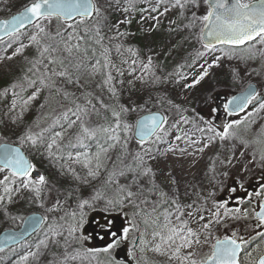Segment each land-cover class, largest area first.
I'll use <instances>...</instances> for the list:
<instances>
[{
  "label": "snow or ice",
  "instance_id": "snow-or-ice-1",
  "mask_svg": "<svg viewBox=\"0 0 264 264\" xmlns=\"http://www.w3.org/2000/svg\"><path fill=\"white\" fill-rule=\"evenodd\" d=\"M201 3L205 6L204 13L197 15L192 11L184 27L190 31L198 29L193 32V38L202 50H195L191 63L185 61L165 77V80L175 77L180 82L191 76V83H185V88L199 84L208 76L211 67L218 66L222 56L247 52L248 55L241 59H254L258 51L256 45L264 47V0H167L163 12L160 8L164 0H156L155 6L139 11L149 13L147 19L156 22L155 28L159 17L171 8H179L183 16L189 6L199 9ZM110 9L121 11L124 18L110 23ZM135 10L134 0H124L123 4L121 0H115V5L112 0L104 3L102 0H27L16 13L0 18V43H6L5 51L13 47V42H19L11 55L3 59L12 60L28 47H35L37 52L28 60L30 66L27 71L11 85L13 99L9 113H17L19 109L18 114L10 117L11 123L22 124L25 112L44 90L49 95L39 107H48V102L56 104L51 115L24 125L15 140L0 137V206L8 220L12 223L19 221L18 230H5L0 237V252L9 249L15 252L11 245L20 244L26 250L22 255L18 254L15 264H29L30 261L39 264L50 245L58 248L62 240L64 252L59 255L53 252L48 264H70L88 256L95 258L98 253L106 254V264H124L113 256V252L132 233H140L139 245L134 241L133 249L129 251L134 260L135 248L139 247L141 253L147 249L165 256L169 264H264V182L259 185V190L246 193L247 201L239 198L238 204L247 203L248 207H229L227 200L214 202L211 207L196 205L195 202L182 204L175 192L166 190L157 182V173L151 162L156 159L154 145L166 142L168 118L148 110L135 123H129V113L140 111L143 106L119 102L116 84L123 85L124 81H116L113 71L121 77L124 71L111 61L113 49L122 57L124 55L123 44H113L112 41L129 35L120 28L131 24L130 14ZM144 19L142 15L141 20ZM175 23L170 21V24ZM105 29L114 33L107 37V43ZM25 37L27 44L22 42ZM126 51L133 59H123L121 63L129 65V74L136 73L139 68L140 75L136 79L162 82L156 75L157 66L152 56H148L145 62L131 47ZM217 52L221 55L211 63L204 59ZM201 59L204 63H199ZM97 76L100 77L99 82H95ZM128 83L132 84V81ZM68 86L75 90L69 91ZM29 88L33 90L25 96ZM8 91L4 89L2 95H7ZM104 93H107L108 102L103 98ZM250 105L253 107L247 113L248 117L264 110V97L251 84L241 89V94L230 97L223 107L231 116L245 112ZM175 107L179 108L178 105ZM101 112V120L94 121L92 116H100ZM42 120L50 123L44 126ZM181 122L186 124L189 121L182 116L173 127H178ZM243 122V118L230 120L223 124L221 131L211 121H206V127L198 131L209 134L208 142L198 151L203 152L217 138L223 141L237 136ZM182 138L189 139L186 135L175 136L176 141ZM134 139L138 149L130 151L129 144ZM190 142L198 143L195 140ZM25 145L43 148V154L50 160L60 162L61 174L66 170L73 180L84 184L100 180L99 187L89 198L79 199L76 209L64 212L58 220L50 219L48 215H11L8 206L14 204L20 194L25 191L32 193V202L44 208L42 193L53 187L49 177L37 171L24 150ZM168 150L176 149L170 147ZM180 151L183 153L185 149ZM260 159L264 161V153ZM74 165H79L85 175L81 176ZM175 183V178L170 176L168 187ZM71 195L72 191H69L67 196ZM99 200L120 211L133 209L127 226L119 232H112L111 241L103 248L68 251L71 243L82 246L88 239L80 233L84 210ZM62 210L63 203L57 197L46 212ZM242 219L253 221L243 234L229 230L232 221ZM141 224L144 225L143 231ZM221 228L225 229L224 233L217 234ZM149 229L150 240L145 238ZM31 233L38 237L42 234L34 248L25 239Z\"/></svg>",
  "mask_w": 264,
  "mask_h": 264
},
{
  "label": "rangeland",
  "instance_id": "rangeland-1",
  "mask_svg": "<svg viewBox=\"0 0 264 264\" xmlns=\"http://www.w3.org/2000/svg\"><path fill=\"white\" fill-rule=\"evenodd\" d=\"M26 2L27 0H0V18H6L16 13ZM104 2L105 0H102V3ZM134 2L136 10L130 14L131 24L121 25L120 28L122 32H127L129 35L112 41L113 44H123L124 55L122 57L113 49L111 61L124 71L122 77L113 71L116 81H124L123 85L118 82L116 84L119 90V102L129 106H143L140 111L129 113L128 122L135 123L139 115L148 110L162 112L168 118L166 127L169 128V133L165 137L166 142L154 145L153 155L156 159L151 162L157 173V182L165 186L166 190L175 192L182 204L195 202L196 205L211 207L214 202L225 201L222 199V194L225 193V196H228L227 201L231 202L229 207H248L247 203L238 204L239 198L243 197L247 201L246 193L259 190V185L264 182V161L260 159L264 153V110H258L248 117L247 113L251 109H247L238 117L227 120L226 122L243 118L244 122L239 126L237 136L223 141L217 138L203 152L198 149L208 142L207 135L209 134L201 133L198 129L205 128V122L211 121L217 130L222 131L223 124L226 122H214L216 94H221L222 98H229L250 83L257 84L260 92H264V47L256 45L258 51L254 59H241L248 55L247 52H237L234 56H222L218 66L211 67L208 70V76L199 84L192 88H185V83H191V76L186 81L180 82H177L175 77H170L167 80L165 77L185 61L191 63L195 50H202L200 44L193 38V32L198 29L190 31L184 25L191 18L192 11H196L197 15H202L205 6L202 3L199 9L189 6L184 10L183 16H181L179 8H171L169 12L159 17V24L153 28L156 22L147 19L149 13H141L139 9L155 6L156 0H134ZM112 3L115 5V0H112ZM121 3L123 4L124 0H121ZM166 4L167 0H164V4L160 8L161 12ZM142 15L145 17L144 20H141ZM151 15H157V13H151ZM123 18L124 14L119 10L110 9L108 12L110 23H115ZM170 21H176V23L170 24ZM53 29H55V25H53ZM104 31L107 43V37L113 36L114 33L108 32L107 29ZM22 42L27 44V38H23ZM18 46L19 42H13V47L5 51L6 43H0V137H6L8 140H15L24 125L42 118L46 108L41 109L39 105L45 103V98L49 95L47 90L41 93L38 100L33 102L25 112L22 124L18 126L11 123L10 117L19 112L17 109V113H9L13 99L11 85L27 71L30 66L28 60L37 55L35 47H28L22 55L16 56L12 60L3 59L5 56L11 55V52ZM129 47L136 51L140 60L146 62L148 56L153 57L154 64L157 66L156 75L161 77L162 82L153 83L151 79L147 81L136 79L140 75L139 68L136 73L129 74V65L121 63L123 59H133L131 54L126 51ZM220 55L221 53L217 52L204 59L211 63L216 56ZM204 59H201L199 63H204ZM99 80L100 77L97 76L95 82H99ZM130 80L132 84L128 83ZM4 89H9L7 95H2ZM32 90L29 88L24 95H30ZM68 90L74 91L75 89L68 86ZM96 91L99 94V90ZM103 98L108 102L107 93H104ZM176 105L179 108L175 107ZM102 116L103 112L100 116L93 115L92 119L94 121L101 120ZM182 116L186 117L189 122L186 124L181 122L178 127H173L178 121H181ZM47 123L50 121L42 122L44 126ZM177 135L182 137L186 135L189 139L182 138L180 141H176L175 136ZM192 140L198 141V143L192 144L190 142ZM170 147L176 150L169 151ZM137 149L138 145L134 139L129 144V150L136 151ZM180 149H185V151L182 153ZM24 150L36 165L37 171L49 177L53 187L50 191L42 193V198L45 201L44 208H41L39 203L32 202V193L25 191L20 194L14 204L8 206V212L11 215L27 216L29 213L38 212L48 215L50 219L58 220L60 216L64 215V212L75 210L79 199L89 198L101 183L100 180L92 181L90 184L75 181L66 170H64V174H61L60 162L50 160L46 154H43V148L34 149L25 145ZM253 156H255V160H253ZM229 161L231 162L229 163ZM74 167L81 176L85 175L79 165H74ZM170 176L175 178L176 183L169 188ZM233 188L237 191L233 192ZM69 191H72L71 197L67 196ZM57 197L63 203V210L54 213L46 212L47 208L53 206ZM132 211L131 208L126 211L110 208L104 200L95 201L91 207H86L84 210L85 215L80 233L88 237L83 242L85 246L73 242L68 251L80 249L83 252L88 248H103L111 241L113 231L103 233L98 230L105 231L113 216L117 217L120 213L117 228L121 231L124 226H127ZM91 216L94 219L91 221L89 229L97 234L98 239L95 246L89 240L90 234L83 232L84 224ZM252 224V220L232 221L229 224V230H237L243 234L245 229ZM18 227L19 221L12 223L8 220L4 215L3 207L0 206V232L6 228L18 229ZM143 229L144 225L141 224V230L143 231ZM150 231L151 229L148 230L145 237L149 240L151 239ZM224 231L225 229L221 228L217 234H223ZM139 235L140 233H132L129 239L119 246L118 249H122V251H118V257L114 252L113 256L124 261V264H136V261H140V264H169L165 256L147 249L141 253L139 247L135 248V260L129 256V251L134 246L133 242L135 241V244L139 245ZM38 238H42V234L40 237L35 234L27 241L34 248ZM12 248H15L16 251L13 252L9 249L0 252V264H15L18 254L22 255L26 250L21 248L20 244ZM204 250L207 251V247ZM53 252L58 255L64 252L62 240L61 246L58 248L50 245V249L41 257L39 264H48V261L52 259ZM124 255L128 261L124 259ZM107 259L106 254L98 253L95 258L88 256L87 259H78L70 264H106ZM29 264H37V262L30 261Z\"/></svg>",
  "mask_w": 264,
  "mask_h": 264
},
{
  "label": "trees",
  "instance_id": "trees-1",
  "mask_svg": "<svg viewBox=\"0 0 264 264\" xmlns=\"http://www.w3.org/2000/svg\"><path fill=\"white\" fill-rule=\"evenodd\" d=\"M54 107H56V104L54 102H48V107H46V109L43 111L42 117L47 116V115H51L52 109ZM42 122H45V121L42 120ZM118 215L120 216V213ZM119 216L114 217L112 219V222L110 223L109 227L106 228L105 231H102V230H98V231L103 232V233H109L110 231L119 232L120 230L117 228L119 226V224H117V220H120ZM93 219L94 218L90 217V219L84 224L83 232H84V234H86V233L90 234L89 235V240H91V243L94 244V246H95L96 243H98L97 234L89 229L90 228V223H91V221ZM100 245L101 244L99 243V246ZM83 246H85L84 243H83Z\"/></svg>",
  "mask_w": 264,
  "mask_h": 264
},
{
  "label": "flooded vegetation",
  "instance_id": "flooded-vegetation-1",
  "mask_svg": "<svg viewBox=\"0 0 264 264\" xmlns=\"http://www.w3.org/2000/svg\"><path fill=\"white\" fill-rule=\"evenodd\" d=\"M260 94L262 95L263 92H261ZM228 99L229 98H225V97L222 98L221 94H216V97H215L216 116L214 118V122L215 123L226 122L227 120L232 119V118H236L239 115H241V113H243V112H240L238 114H233V115L229 116L225 112L224 107H223V105L227 102ZM225 195H226L225 193L222 194V199L223 200H227L228 199V196H225ZM231 198H233V197L231 196ZM229 203H231V202H229Z\"/></svg>",
  "mask_w": 264,
  "mask_h": 264
},
{
  "label": "water",
  "instance_id": "water-1",
  "mask_svg": "<svg viewBox=\"0 0 264 264\" xmlns=\"http://www.w3.org/2000/svg\"><path fill=\"white\" fill-rule=\"evenodd\" d=\"M251 84V86H252V88H254L257 92H258V86L255 84V83H250ZM249 85V84H248ZM247 85V86H248ZM246 86V87H247ZM245 87V88H246ZM239 94H241V91L240 92H237V93H235L233 96H235V95H239ZM262 97H264V94L262 95ZM251 107H253V106H251ZM154 112H159V111H154ZM160 114H162V115H164L162 112H159ZM144 113H142L141 115H143ZM141 115L138 117V118H140L141 117ZM165 116V115H164ZM39 172V171H38ZM40 173V172H39ZM34 175H35V173H34ZM27 216H42V214L41 213H38V212H32V213H30V214H28ZM5 230H18V229H14V228H6V229H3L1 232H0V237H2L3 235H4V233H5ZM34 234H36V233H31L30 235H28L27 237H25V239L26 240H28L30 237H32ZM17 245H19V244H13V245H11V248L12 247H15V246H17ZM124 259L125 260H127V258H126V256L124 255ZM132 264V263H131Z\"/></svg>",
  "mask_w": 264,
  "mask_h": 264
}]
</instances>
